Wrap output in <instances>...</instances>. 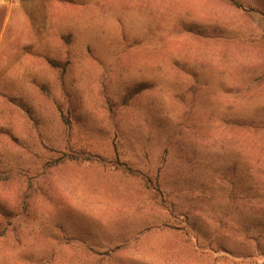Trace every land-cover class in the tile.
I'll use <instances>...</instances> for the list:
<instances>
[{"label":"rangeland","instance_id":"1","mask_svg":"<svg viewBox=\"0 0 264 264\" xmlns=\"http://www.w3.org/2000/svg\"><path fill=\"white\" fill-rule=\"evenodd\" d=\"M262 219L264 0H0V264H264Z\"/></svg>","mask_w":264,"mask_h":264},{"label":"trees","instance_id":"2","mask_svg":"<svg viewBox=\"0 0 264 264\" xmlns=\"http://www.w3.org/2000/svg\"><path fill=\"white\" fill-rule=\"evenodd\" d=\"M242 125H247V126H252V127H257V122L255 120L252 121H246L241 123ZM72 160H77V161H84V162H93L96 161V159L91 156L90 154H83L79 157H71ZM143 180L147 184V186L154 192L158 193L160 196H163V191L161 189V186L157 183L155 184L150 178H148L146 175H143ZM164 198V197H163ZM256 227H262V229L259 231V240H264V219L258 220L256 223ZM196 227L195 224L191 223L188 230L186 231V236H191L192 232H195ZM194 238L196 244L199 243L198 239L195 236H192V239ZM264 254V253H263Z\"/></svg>","mask_w":264,"mask_h":264}]
</instances>
